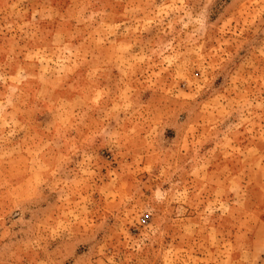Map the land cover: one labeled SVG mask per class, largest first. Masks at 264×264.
I'll return each mask as SVG.
<instances>
[{
  "label": "rangeland",
  "instance_id": "rangeland-1",
  "mask_svg": "<svg viewBox=\"0 0 264 264\" xmlns=\"http://www.w3.org/2000/svg\"><path fill=\"white\" fill-rule=\"evenodd\" d=\"M263 220L264 0H0V264H261Z\"/></svg>",
  "mask_w": 264,
  "mask_h": 264
},
{
  "label": "crops",
  "instance_id": "crops-1",
  "mask_svg": "<svg viewBox=\"0 0 264 264\" xmlns=\"http://www.w3.org/2000/svg\"><path fill=\"white\" fill-rule=\"evenodd\" d=\"M263 222H264V220H263ZM264 263V260H263V262H261V264H263Z\"/></svg>",
  "mask_w": 264,
  "mask_h": 264
}]
</instances>
